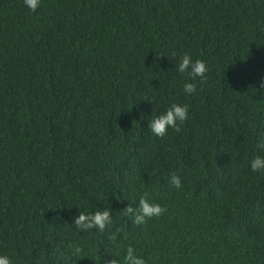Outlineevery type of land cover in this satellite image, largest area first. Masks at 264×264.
<instances>
[{"label": "trees", "instance_id": "1", "mask_svg": "<svg viewBox=\"0 0 264 264\" xmlns=\"http://www.w3.org/2000/svg\"><path fill=\"white\" fill-rule=\"evenodd\" d=\"M184 54L208 69L192 95ZM262 82L264 0H0V255L264 264ZM173 103L188 120L154 136ZM146 192L166 212L137 226L122 211ZM104 208L103 232L73 224Z\"/></svg>", "mask_w": 264, "mask_h": 264}, {"label": "clouds", "instance_id": "2", "mask_svg": "<svg viewBox=\"0 0 264 264\" xmlns=\"http://www.w3.org/2000/svg\"><path fill=\"white\" fill-rule=\"evenodd\" d=\"M24 6L31 12H35L41 5V0H23ZM175 70L185 76L183 84V93L192 95L196 93V84L193 82L197 77L204 78L208 71L204 61L200 59L193 60L190 54H184L175 66ZM264 87V82L261 83ZM189 118V106L187 104L173 103L164 112L158 115H151L148 121L150 132L157 137H164L169 129L176 132L181 130V126ZM259 151H264V141L257 145ZM252 172L264 173V156L255 155L250 161ZM170 186L180 189L182 186L181 178L178 175H171L169 180ZM123 214L128 216L134 224L141 226L153 218H158L166 212V207L155 202L149 193L140 197L137 207L129 205L124 209ZM113 223V212L111 208H104L95 212L84 213L79 211V215L74 218L73 224L79 231H91L93 229L103 232L106 227ZM77 253L80 252L76 248ZM0 264H12V260L7 255H0ZM103 264H121L116 259H105ZM122 264H147V261L140 255L137 250L131 246L125 249L122 258Z\"/></svg>", "mask_w": 264, "mask_h": 264}]
</instances>
